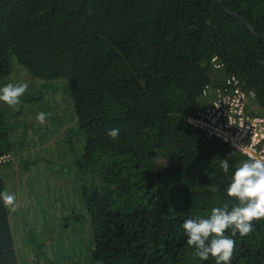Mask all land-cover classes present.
I'll list each match as a JSON object with an SVG mask.
<instances>
[{"label": "trees", "instance_id": "16d2710c", "mask_svg": "<svg viewBox=\"0 0 264 264\" xmlns=\"http://www.w3.org/2000/svg\"><path fill=\"white\" fill-rule=\"evenodd\" d=\"M213 57L223 70H214ZM23 70L39 88L20 98L26 106L0 102V155L12 156L0 168V191L16 195L14 210L0 204V264H24L26 252L36 264L41 254L28 227L26 170L36 159L23 158L16 170L14 152L31 134L36 153L43 150L40 136L52 124L62 132L55 138L67 133L66 160L83 183L94 264H215L194 256L181 225L235 205L226 185L247 158L187 118L203 107L205 86L227 75L264 110V0H0V86L24 82L16 78ZM58 81L70 96L68 113L58 103ZM51 82L55 89L44 97ZM41 111L48 113L43 123L35 118ZM25 116L35 133L22 124ZM113 128L116 139L107 135ZM253 224L243 237L226 230L235 240L231 264H264V219Z\"/></svg>", "mask_w": 264, "mask_h": 264}, {"label": "rangeland", "instance_id": "374dc122", "mask_svg": "<svg viewBox=\"0 0 264 264\" xmlns=\"http://www.w3.org/2000/svg\"><path fill=\"white\" fill-rule=\"evenodd\" d=\"M23 75H26L24 70L17 73L16 78L21 79ZM27 76L30 78L28 74L26 77ZM25 79L24 76L22 81L24 80V82L28 84L26 93L33 90L34 94L35 88L37 90L39 85L35 81L34 84L32 83L31 85L29 79ZM58 83V88H60L57 97L58 103H62L63 101V106H65V110L68 113L70 96L63 85L64 83L61 81H58ZM54 86L55 85L51 82L47 83L46 88L41 89L44 97L46 93L49 95L51 91L53 92L55 89ZM21 102L22 105L26 106L24 101L21 100ZM31 107L34 108L29 109H35L36 103ZM10 108L11 107H9V109ZM28 117L29 116H25V121L21 122L24 126L28 127V130L32 129L35 133L36 122L30 121ZM12 120L13 115L11 112L7 115V121L10 125H14ZM68 120L70 121L69 118ZM65 123L70 125L68 121H62L59 125H66ZM49 130L50 132L48 134H42L40 136V138H44V141L51 140V138L62 133L55 132L53 124ZM14 131H17L16 128L11 132L12 135H15ZM65 135L62 134L66 141L68 139L65 138ZM24 137L25 136L22 137V140H19L23 143L17 147L18 153L25 149V147L34 145L35 139L33 134L28 135L25 140ZM71 139L74 141L75 138ZM38 143H41V141L38 140ZM52 148L46 147L43 149V152H49ZM25 157H32L34 160L35 155L30 153L23 158ZM39 157L40 155L36 153V169L34 167L33 169L26 170L31 177L27 179V190H29L33 196V204L31 207L33 213L30 216L28 227L33 229L34 234H36V247H39L37 252H41V254L36 253L38 256L36 264H94L90 259L91 249H89V243L91 240V228L89 216L83 204V183L79 174H77L78 170L75 169V164L73 165V161L67 160L60 163L54 158H49V160L46 161H37L40 159ZM61 164L65 166L61 168ZM70 164L73 166V168L70 169L73 170V172L69 170ZM46 167L50 170V174L45 170ZM19 168L20 167L16 165V170H19ZM5 171L6 173L9 172V170ZM18 177H20V175H18ZM19 179L22 182V179ZM18 187L17 185L16 189L20 192V188ZM22 240H25L23 236ZM23 255L26 257V262L24 264H32L27 256L25 254ZM20 263L23 264V261L21 260Z\"/></svg>", "mask_w": 264, "mask_h": 264}, {"label": "clouds", "instance_id": "9594fccd", "mask_svg": "<svg viewBox=\"0 0 264 264\" xmlns=\"http://www.w3.org/2000/svg\"><path fill=\"white\" fill-rule=\"evenodd\" d=\"M27 88L26 82H9L0 86V102L9 107L19 105ZM47 116L48 113L41 111L35 118L43 123ZM107 135L116 139L119 129H110ZM221 168L223 172H229L227 159L222 160ZM225 194L236 201L230 209L227 205L213 207L206 218L192 216L181 225L187 245L201 262L212 257L215 264H231L235 240L225 235L226 230H231V236L237 233L247 236L254 229L253 221L264 219V157L247 159L236 166ZM0 204L14 210L16 195L0 191Z\"/></svg>", "mask_w": 264, "mask_h": 264}, {"label": "built area", "instance_id": "2783aa9c", "mask_svg": "<svg viewBox=\"0 0 264 264\" xmlns=\"http://www.w3.org/2000/svg\"><path fill=\"white\" fill-rule=\"evenodd\" d=\"M211 64L216 71L224 68L216 57ZM201 98L203 107L187 118L191 127L229 145L247 159L264 157V110L251 113L248 102L255 101V95L243 89L235 75H227L220 84L205 86ZM11 159L10 153L1 154L0 168Z\"/></svg>", "mask_w": 264, "mask_h": 264}, {"label": "crops", "instance_id": "0c3cea01", "mask_svg": "<svg viewBox=\"0 0 264 264\" xmlns=\"http://www.w3.org/2000/svg\"><path fill=\"white\" fill-rule=\"evenodd\" d=\"M24 76L27 79L26 75H23L21 78L24 79ZM34 81H35L34 79L31 80V82L33 84H34ZM46 96H48L47 93H46L45 97ZM248 106H249V109L251 110V113H259L262 110L257 105L256 101H253V100H250L248 102ZM8 109H9V106H8ZM13 110H16V109L13 108ZM58 135L61 136V134H58ZM26 138H27V136L24 137V140ZM34 139H35L34 145L33 146L25 147V149H23L20 153H18V150L15 149V152H14V162L16 163V165H18V167H22L23 157L24 156H28V154H30V153L33 154V155H35L34 158L36 159V139H38V138H36V136H34ZM46 142L47 143L46 144H42L41 147L44 146L45 148L46 147H49V148H52L53 147V148L49 152H45V153L43 152L42 149L40 150V152L37 151V153L41 156V158H47L48 160H49V158H51V159L54 158L56 161H59L60 163H63L67 158H69L71 156V151L67 147V144H65L66 141L63 138V136L60 139H57V138L54 137L51 140H48ZM61 151H63V153H61ZM33 167H35V169H36V165H34ZM27 176H29V175H27ZM15 184H16V186L17 185L20 186V182L19 181L16 182ZM24 251H26L25 248L22 250V252H24ZM23 254H25L28 257L29 260L32 259V254L30 252L29 253L26 252V253H23Z\"/></svg>", "mask_w": 264, "mask_h": 264}, {"label": "water", "instance_id": "95a60500", "mask_svg": "<svg viewBox=\"0 0 264 264\" xmlns=\"http://www.w3.org/2000/svg\"><path fill=\"white\" fill-rule=\"evenodd\" d=\"M237 19H239L242 23H244V20L242 18H240L239 16H237L236 14H233Z\"/></svg>", "mask_w": 264, "mask_h": 264}]
</instances>
